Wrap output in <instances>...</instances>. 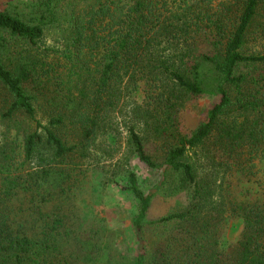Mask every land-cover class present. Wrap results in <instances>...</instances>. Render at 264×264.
<instances>
[{
    "label": "trees",
    "instance_id": "1",
    "mask_svg": "<svg viewBox=\"0 0 264 264\" xmlns=\"http://www.w3.org/2000/svg\"><path fill=\"white\" fill-rule=\"evenodd\" d=\"M203 97L216 101L186 134L181 112ZM117 120L160 180L147 194L128 173L140 207L129 264H264V0L0 8V264H73L61 247L67 215L44 208L64 193L66 166L95 153ZM162 190L188 201L151 220ZM232 219L242 231L223 250Z\"/></svg>",
    "mask_w": 264,
    "mask_h": 264
},
{
    "label": "rangeland",
    "instance_id": "2",
    "mask_svg": "<svg viewBox=\"0 0 264 264\" xmlns=\"http://www.w3.org/2000/svg\"><path fill=\"white\" fill-rule=\"evenodd\" d=\"M26 1L0 0V8ZM45 44H53L51 36L45 39ZM138 100L141 101L140 96ZM215 101V98L203 97L188 103L180 116V127L186 134L191 135L198 128ZM115 124L116 131L107 138H100L95 153L80 154L78 160L66 166L72 177L65 185L64 193L57 194L55 200L44 208L50 212L59 208L67 215L70 239L62 242L61 247L72 255L73 264L78 263L76 259L79 257L82 259L80 264H129L136 255L132 223L140 207L134 196L124 188L128 183V173H136L141 188L147 194L154 193L159 187L160 180L156 181L154 174L129 153L126 127L121 120ZM165 192L162 190L154 196L149 213L151 220L186 206V191L172 196ZM241 231V220L232 219L221 248L226 250L236 243ZM156 235L157 232L154 233ZM80 244H85L86 251H90L88 245L91 246L96 256L86 257L90 253L79 248Z\"/></svg>",
    "mask_w": 264,
    "mask_h": 264
}]
</instances>
